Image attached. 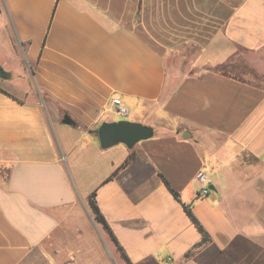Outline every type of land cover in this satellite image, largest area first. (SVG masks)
Returning <instances> with one entry per match:
<instances>
[{
	"label": "crops",
	"instance_id": "1",
	"mask_svg": "<svg viewBox=\"0 0 264 264\" xmlns=\"http://www.w3.org/2000/svg\"><path fill=\"white\" fill-rule=\"evenodd\" d=\"M0 68V264L55 262L92 191L132 264H198L160 175L217 251L264 254V0H0ZM122 119L152 136L101 148Z\"/></svg>",
	"mask_w": 264,
	"mask_h": 264
},
{
	"label": "rangeland",
	"instance_id": "2",
	"mask_svg": "<svg viewBox=\"0 0 264 264\" xmlns=\"http://www.w3.org/2000/svg\"><path fill=\"white\" fill-rule=\"evenodd\" d=\"M250 56V54H240L235 59V64L230 67V72L240 77L252 78L254 70L248 62ZM54 135L56 137L55 130ZM79 211L82 217L75 226L77 232H72L63 238L61 249H55L58 250L56 263L69 262L68 252H72L75 264H124L109 237L93 220L88 205L81 206ZM239 246L244 248L243 252L235 247L222 253L200 247L193 259L198 264H202L203 260L208 264H258V261H262L264 254L251 249L248 245Z\"/></svg>",
	"mask_w": 264,
	"mask_h": 264
},
{
	"label": "trees",
	"instance_id": "3",
	"mask_svg": "<svg viewBox=\"0 0 264 264\" xmlns=\"http://www.w3.org/2000/svg\"><path fill=\"white\" fill-rule=\"evenodd\" d=\"M229 66L228 63L226 64H221L219 66L216 67V69L218 71H222V72H227L226 68ZM94 133H97V130H94ZM131 158L128 157L124 163L119 166L116 170H114L112 172V174L107 178L110 179L111 177H113L114 175H116L118 169H120L121 167L125 166L128 163V160ZM162 178V181L164 183V185L166 186V188L168 189V191L172 194V196L181 203L182 208L184 210V212L186 213L187 217L189 218V220L191 221V223L194 225V227L197 229V231L200 233L201 235V239L200 241L195 244L192 248H190L185 254L184 256L186 258H191V257H195L197 255V253L199 252V248L203 247V249L206 250H214L218 253H222L221 251H217L216 248H214L213 245H211V239L209 234L207 233V231L205 230V228L203 227V225L200 223V221L197 219V217L194 215V213L192 212L191 209V205L181 202L180 198H179V194L178 192L170 185V183L168 182V180L166 178H164L162 175H160ZM87 205L88 208L90 210V213L92 215L93 220L95 221V223H97L101 229L103 230V232L106 233V235L109 237L110 241L112 242V244L114 245L115 249L117 250V252L119 253V257L121 258V260L124 262V264H132V262L130 261V259L128 258V256L126 255V253L124 252L122 246L119 244L118 240L116 239V237L114 236L112 230L110 229L108 223L106 222L104 216L102 215V213L100 212L97 204H96V200H95V191H92L88 197H87ZM244 240L242 238H237L234 242H233V247L238 248L240 247V251L242 250L243 252V248L242 246L239 245H244ZM202 264H208L206 261H202Z\"/></svg>",
	"mask_w": 264,
	"mask_h": 264
},
{
	"label": "water",
	"instance_id": "4",
	"mask_svg": "<svg viewBox=\"0 0 264 264\" xmlns=\"http://www.w3.org/2000/svg\"><path fill=\"white\" fill-rule=\"evenodd\" d=\"M4 76L0 68V77ZM63 123L73 125L74 122L64 116ZM153 134L151 126L129 120L104 121L97 128V136L101 148H108L117 143H124L128 148H132L140 140L147 139ZM210 189L213 186H209Z\"/></svg>",
	"mask_w": 264,
	"mask_h": 264
},
{
	"label": "built area",
	"instance_id": "5",
	"mask_svg": "<svg viewBox=\"0 0 264 264\" xmlns=\"http://www.w3.org/2000/svg\"><path fill=\"white\" fill-rule=\"evenodd\" d=\"M112 107L115 110V112H117L119 115L124 116L127 113V107L123 104V102L118 97L112 98ZM195 177H196L197 181L201 184V187H200L199 192H198V196L207 195L209 190H210L209 179L205 176L203 171L196 172ZM68 256H69L70 261L65 263V264H75L73 253L68 252ZM52 264H57V263L55 261Z\"/></svg>",
	"mask_w": 264,
	"mask_h": 264
}]
</instances>
